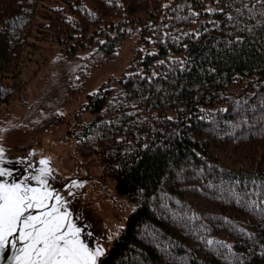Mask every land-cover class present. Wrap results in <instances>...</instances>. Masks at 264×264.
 Segmentation results:
<instances>
[{"label": "trees", "instance_id": "obj_1", "mask_svg": "<svg viewBox=\"0 0 264 264\" xmlns=\"http://www.w3.org/2000/svg\"><path fill=\"white\" fill-rule=\"evenodd\" d=\"M134 36L70 133L131 206L99 264H264V0H0V114L38 42L86 76Z\"/></svg>", "mask_w": 264, "mask_h": 264}, {"label": "rangeland", "instance_id": "obj_2", "mask_svg": "<svg viewBox=\"0 0 264 264\" xmlns=\"http://www.w3.org/2000/svg\"><path fill=\"white\" fill-rule=\"evenodd\" d=\"M136 43V36L123 40L112 60L81 76L80 58L65 57L56 44L38 42L19 69L21 79L28 80L26 88L9 105L7 117L0 114L4 181L18 180L22 174L53 185L73 179L68 193L73 197L71 210L85 227L83 236L93 240L92 247L103 249L98 262L121 232L131 206L115 192L96 158L78 155L70 133L77 128L76 114L87 96L112 84L130 67ZM70 89L74 90L71 94ZM79 119L88 122L91 116L85 113ZM42 160L47 164H41ZM44 170L47 176L42 175Z\"/></svg>", "mask_w": 264, "mask_h": 264}, {"label": "snow or ice", "instance_id": "obj_3", "mask_svg": "<svg viewBox=\"0 0 264 264\" xmlns=\"http://www.w3.org/2000/svg\"><path fill=\"white\" fill-rule=\"evenodd\" d=\"M40 163L47 164V161ZM3 175L4 171L0 170V176ZM42 175L47 176L48 170ZM52 198V193L40 195L24 181L9 185L0 182V254L9 246L15 248L16 241H21L24 243L22 264H96L103 249H90L81 240L82 229L66 222V210L31 213L32 209L52 207L44 203ZM54 198L62 199L58 194Z\"/></svg>", "mask_w": 264, "mask_h": 264}, {"label": "water", "instance_id": "obj_4", "mask_svg": "<svg viewBox=\"0 0 264 264\" xmlns=\"http://www.w3.org/2000/svg\"><path fill=\"white\" fill-rule=\"evenodd\" d=\"M12 171V170H11ZM37 178V177H36ZM32 176L28 175H21V177L18 180L10 179L9 181H4V176H1L0 182L5 183L6 185L12 184V183H21L24 181L29 188H35L37 189V193L40 195H43L45 193H52L53 198L52 199H47L44 201L46 206H52V207H44V208H37V209H32L31 213L33 215H38L40 212H56V209H59V213L65 212V210L68 213L67 217V223L74 225L75 227H78L82 229L81 225L79 224L80 222L75 220L73 211L71 210V203L73 202V197L69 198L68 193H70L72 180L68 181L64 184L61 185H53V183L50 182H44L41 183L40 180L37 178V180H31ZM59 195L62 199L57 201L54 197L56 195ZM56 213V214H59ZM83 225V224H82ZM85 230V227H84ZM84 230L82 229L80 238L81 240L88 245L90 249H94L92 247V242L93 240H89V238H85V233ZM11 239V238H10ZM24 248V243L21 241H16V247L12 248L9 246L3 254H0V264H22V249ZM100 248V247H99ZM101 261V260H100ZM99 261V262H100ZM98 261H96V264H99Z\"/></svg>", "mask_w": 264, "mask_h": 264}, {"label": "bare ground", "instance_id": "obj_5", "mask_svg": "<svg viewBox=\"0 0 264 264\" xmlns=\"http://www.w3.org/2000/svg\"><path fill=\"white\" fill-rule=\"evenodd\" d=\"M234 15V14H233ZM199 155V154H198Z\"/></svg>", "mask_w": 264, "mask_h": 264}]
</instances>
